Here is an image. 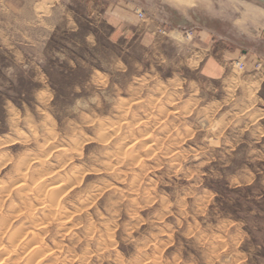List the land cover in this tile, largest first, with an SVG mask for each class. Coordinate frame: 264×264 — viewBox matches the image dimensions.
<instances>
[{
    "label": "rangeland",
    "instance_id": "obj_1",
    "mask_svg": "<svg viewBox=\"0 0 264 264\" xmlns=\"http://www.w3.org/2000/svg\"><path fill=\"white\" fill-rule=\"evenodd\" d=\"M2 220L0 264H264V3L0 0Z\"/></svg>",
    "mask_w": 264,
    "mask_h": 264
},
{
    "label": "crops",
    "instance_id": "obj_2",
    "mask_svg": "<svg viewBox=\"0 0 264 264\" xmlns=\"http://www.w3.org/2000/svg\"><path fill=\"white\" fill-rule=\"evenodd\" d=\"M181 19H182V21H180V23L181 24H190L189 22V20L186 18V17H181ZM180 19V20H181ZM213 43V42H212ZM244 53V52H243ZM228 56V57H227ZM232 55L231 54H227V55H225V53L224 54H222V55H220V56H218V57H220V59H222V60H225V59H228L229 57H231ZM240 59V58H239ZM213 62H215V61H211L210 63H208L207 65V68H206V72L207 73H212V74H221V67H220V61L219 62H215V63H213ZM219 64V65H218Z\"/></svg>",
    "mask_w": 264,
    "mask_h": 264
},
{
    "label": "bare ground",
    "instance_id": "obj_3",
    "mask_svg": "<svg viewBox=\"0 0 264 264\" xmlns=\"http://www.w3.org/2000/svg\"><path fill=\"white\" fill-rule=\"evenodd\" d=\"M190 1V0H189ZM18 177V176H17ZM26 176L25 175H20V177L17 178V181L15 182L17 187H19V191H21L23 189V187H26L27 186V180H26ZM48 181H46V183L44 182L43 184L46 186L48 185L47 183ZM44 186V187H45ZM50 187V186H49ZM27 188V187H26ZM23 191V190H22ZM25 195V194H24ZM42 195V194H41ZM55 198V197H54ZM28 200V199H27ZM51 200H54V199H51ZM6 221V220H5ZM5 221L2 220V224H0L1 226L5 224ZM16 238V237H15ZM11 243V242H10Z\"/></svg>",
    "mask_w": 264,
    "mask_h": 264
},
{
    "label": "water",
    "instance_id": "obj_4",
    "mask_svg": "<svg viewBox=\"0 0 264 264\" xmlns=\"http://www.w3.org/2000/svg\"><path fill=\"white\" fill-rule=\"evenodd\" d=\"M258 1H260V2L264 3V0H258Z\"/></svg>",
    "mask_w": 264,
    "mask_h": 264
}]
</instances>
